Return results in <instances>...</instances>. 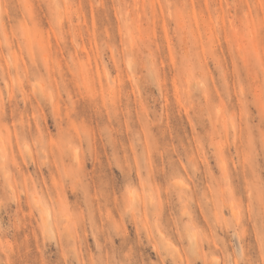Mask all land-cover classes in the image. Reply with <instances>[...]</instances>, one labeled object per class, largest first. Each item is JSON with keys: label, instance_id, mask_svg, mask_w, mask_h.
Masks as SVG:
<instances>
[{"label": "rangeland", "instance_id": "1", "mask_svg": "<svg viewBox=\"0 0 264 264\" xmlns=\"http://www.w3.org/2000/svg\"><path fill=\"white\" fill-rule=\"evenodd\" d=\"M0 264H264V0H0Z\"/></svg>", "mask_w": 264, "mask_h": 264}]
</instances>
